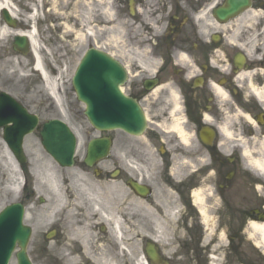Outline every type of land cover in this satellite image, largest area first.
Wrapping results in <instances>:
<instances>
[{"label":"flooded vegetation","instance_id":"af4514ba","mask_svg":"<svg viewBox=\"0 0 264 264\" xmlns=\"http://www.w3.org/2000/svg\"><path fill=\"white\" fill-rule=\"evenodd\" d=\"M0 24L16 32L0 63L21 56L17 31L35 34L34 75L37 56L54 75L91 48L110 55L144 118L135 132L115 128L113 160L82 161L104 184L92 202L63 174L48 242L59 236L78 264H130L113 242L105 176L118 181L119 231L140 239L145 257L153 247L159 264H264L252 229L264 226V0H0Z\"/></svg>","mask_w":264,"mask_h":264},{"label":"rangeland","instance_id":"374dc122","mask_svg":"<svg viewBox=\"0 0 264 264\" xmlns=\"http://www.w3.org/2000/svg\"><path fill=\"white\" fill-rule=\"evenodd\" d=\"M55 24H51V31ZM53 36V33H51ZM12 36L5 40H0V49L13 51L11 47ZM52 39V38H51ZM64 43H66L64 41ZM63 45V43H62ZM48 59L56 56L54 48L44 47ZM62 52V51H61ZM64 55V54H61ZM77 59L72 60L71 66L67 71L60 74H50L51 79L56 83L57 95L51 94L49 84L38 74H32L28 65V59L23 56L10 55L8 61L0 63V91H6L16 98L19 102L28 106L31 112L40 115L42 122L59 118L67 122L79 138L77 152V166L66 168L60 171L59 165L51 155L45 150L41 143L39 131L29 134L25 137L24 148L28 157L25 170L13 155L3 137V130L0 128V211L6 206L22 202V184L27 178L30 180L32 191L35 192V199L24 201L27 205L28 213L26 223L33 228V235L29 246V254L34 264H78L79 259L72 257V254L66 253V250L59 248V236L50 242L46 239L49 228L52 223L58 219V213L61 199L66 197V183L62 178L63 174L71 176L70 187L73 193L83 203L92 202L95 191L103 188L102 181L95 178L91 172H82L81 163L85 157V152L89 141L96 137L104 135H114L111 132H99L95 130L91 123L84 115L85 106L77 99L76 92L72 86ZM68 63V62H67ZM68 65V64H67ZM110 160L115 157L114 148L112 149ZM108 219L113 232V242L117 251L120 252L121 259L127 258L130 264H139L143 256L140 251L142 241L131 237H126L122 232L114 230L112 223L114 220L120 221L121 215L118 211L120 208V196L118 190V181L104 176ZM28 182V180H27ZM63 196V197H62ZM40 198L46 200L42 202ZM23 199V200H22ZM50 204V206L48 205ZM49 208V209H48ZM55 224V223H54ZM116 227V226H115ZM119 229V230H120ZM254 233V232H253ZM121 235V238L117 237ZM53 238V237H52ZM120 246H124L121 248ZM66 262V263H65ZM10 264H17L14 256Z\"/></svg>","mask_w":264,"mask_h":264},{"label":"water","instance_id":"95a60500","mask_svg":"<svg viewBox=\"0 0 264 264\" xmlns=\"http://www.w3.org/2000/svg\"><path fill=\"white\" fill-rule=\"evenodd\" d=\"M23 41V43H21ZM16 44L24 47L25 39L18 37ZM125 73L108 55L90 50L82 60L73 79L78 99L86 105L84 114L98 130L111 131L119 126L130 132L142 127L143 118L134 100L126 98L119 85L125 81ZM37 116H31L9 94H0V128L4 139L21 162H26L24 137L34 131ZM47 151L62 165L71 166L74 161L76 139L68 125L59 120L46 123L40 132ZM111 140H91L86 163L94 165L110 153ZM24 205L15 203L0 212V264H9L16 253L18 264H33L27 254L32 230L23 223ZM149 256L155 260L153 251Z\"/></svg>","mask_w":264,"mask_h":264},{"label":"bare ground","instance_id":"6f19581e","mask_svg":"<svg viewBox=\"0 0 264 264\" xmlns=\"http://www.w3.org/2000/svg\"><path fill=\"white\" fill-rule=\"evenodd\" d=\"M18 32V34H20L21 32L20 31H17ZM14 33L16 34V32H15V30L14 29H12L9 25H7V24H0V40L1 41H3V40H5V38L6 37H8V36H11V35H14ZM29 37L31 38V42H32V44H33V46H34V48H35V50H37L38 49V47H37V45H36V37H35V34L33 33V32H30L29 33ZM36 62H37V67H39L40 69V71L39 72H41V76L44 78V80L49 84V87H50V91L49 92H51V94L53 95V96H55L56 97V100L58 101V102H60V98H59V96L57 95V87H56V83L51 79V77H50V75L47 73V71H44L43 69H42V67H41V62H40V58L37 56L36 57ZM122 90V89H121ZM120 221H118L117 219L116 220H114V222L112 223V225H115L114 226V230L115 231H118V232H120L119 231V225H120ZM263 228H261V229H259V232L258 233H260L261 234V239H262V243H264V226H262ZM256 229H258V228H256ZM117 237H121V235H117ZM140 264H144V262H143V260H141V263Z\"/></svg>","mask_w":264,"mask_h":264}]
</instances>
